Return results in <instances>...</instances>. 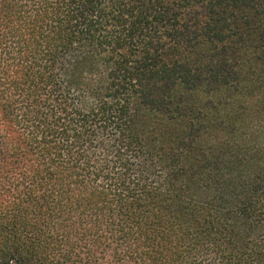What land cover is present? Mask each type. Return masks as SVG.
Segmentation results:
<instances>
[{"label":"trees","instance_id":"16d2710c","mask_svg":"<svg viewBox=\"0 0 264 264\" xmlns=\"http://www.w3.org/2000/svg\"><path fill=\"white\" fill-rule=\"evenodd\" d=\"M0 264H264V0H0Z\"/></svg>","mask_w":264,"mask_h":264}]
</instances>
